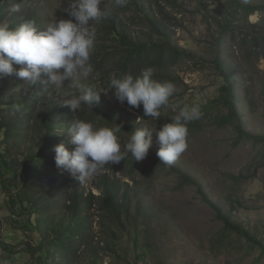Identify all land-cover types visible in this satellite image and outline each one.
Wrapping results in <instances>:
<instances>
[{
  "label": "rangeland",
  "instance_id": "1",
  "mask_svg": "<svg viewBox=\"0 0 264 264\" xmlns=\"http://www.w3.org/2000/svg\"><path fill=\"white\" fill-rule=\"evenodd\" d=\"M243 1L264 4V0ZM14 2L21 0H0V7L7 18L21 19L27 13L35 12L40 28L66 17L63 12L66 0H22L21 12L10 15L8 9ZM221 2L128 0L125 7L112 9L105 20L95 25L94 49L105 42L102 29L112 16L139 42H160L163 40L161 31H168L174 43L194 55V59H172L165 54L159 63L151 66L154 79L171 81L175 85L176 92L170 98V105H198L201 110L196 124L187 123V148L175 164L199 180L209 197L226 214L264 242V146L250 141L233 146V127L218 124L220 112L226 113V108L213 102L208 113L202 109L220 96L224 79L216 67V59L223 60L229 65L230 72H234L238 108L247 130L264 134V58L260 55V48L247 43L239 32L220 35L212 16L220 13ZM105 5L111 8L110 0H105ZM151 19L157 28L152 27ZM248 19L264 24V13L255 12ZM240 20L244 22L241 15ZM107 44L114 46V42ZM114 63V59L106 63L104 78L93 73L84 83L97 86L98 91H102L110 75L114 74ZM13 67L18 69L20 65ZM23 83L15 74L0 77V85L6 86L2 99L13 101L24 97L23 91L17 93L14 90ZM42 87L39 83L31 87V93H37L41 100L38 111L9 110L6 114V119H10L18 130L16 135L6 138L10 140V156L20 160L39 148L44 132L43 121L53 106L63 99L61 92L51 86L47 92H42ZM246 91L250 93V100ZM100 94L108 108L117 111L127 107L143 126L160 127L176 114L172 107H164L160 119L154 120L144 117L142 106L130 108L121 105L110 92L107 96L103 92ZM2 132L4 129L1 135ZM49 169L50 178L45 183L68 181L62 192L66 198L72 199L77 193L85 196L89 191L100 194L92 185L100 182L98 175L80 183L67 173L62 175L55 168ZM107 173L122 184L129 182L123 185L121 192L127 211L117 220L102 207L99 197H92L93 205L87 211L88 226L81 237L71 250L55 252L47 264H264V255L257 259L260 250L251 247L237 234L225 231L214 209L201 199L196 187L182 185L178 174L165 169L150 171L149 162L141 164L133 179L123 177L119 172ZM240 174L245 175L242 181L230 177ZM49 193L47 190L44 196ZM36 198V204L41 207L44 201L41 192ZM6 199V191L0 181V264H37L30 253H12L3 248V243L38 246L35 232L23 226L26 214L11 212ZM37 216L34 213L29 218L36 222Z\"/></svg>",
  "mask_w": 264,
  "mask_h": 264
},
{
  "label": "trees",
  "instance_id": "2",
  "mask_svg": "<svg viewBox=\"0 0 264 264\" xmlns=\"http://www.w3.org/2000/svg\"><path fill=\"white\" fill-rule=\"evenodd\" d=\"M221 1L220 13L212 16V20L220 29V35H235L236 32H239L247 43L260 48V55L264 58V24L259 21H249L248 19V16L255 12L264 13V4H249L243 0ZM240 15L244 17V22H241ZM5 18H7V14L0 7V19ZM7 19L11 20L13 27L24 20H33L40 27V20L35 12H29L21 19ZM151 22L152 27H158L153 19H151ZM102 32L105 42L93 50L90 62L94 66V73L101 74L103 78L106 63L113 59L115 60L114 74L117 76L129 73L133 75L139 74L141 69L159 63L165 54L172 59L180 57L194 59V55L191 52L172 41L171 33L168 31H161L163 40L160 42L142 43L137 41L124 27L120 26L114 17L110 16ZM108 42H114V46H109ZM250 54L253 55L254 52H250ZM13 66H16V64ZM216 67L220 70L221 77L224 79L220 87V96L212 100L211 104L202 106V109L208 113L213 102H218V104L226 108V113L220 112L218 124L220 126L231 125L233 127L235 132L233 146H238L247 141L252 142L254 145L264 146V134H255L248 131L243 121L238 108L234 72H230L229 65L220 59H216ZM92 88L98 91L97 86ZM5 89L6 86L1 84L0 132L3 129L4 132H2V135L0 133V181H2V187L6 191L8 208L11 212L26 214L27 219L23 226L34 231L38 240V246L36 247L29 244L14 246L3 243V248L8 252L30 253L37 264H47L48 258L54 256L55 252L71 250L72 245L77 242L88 226L87 211L93 205L92 197H99L102 207L108 209L119 220L123 212L127 211V205L121 198V192L123 185H128L129 182H123L122 184V181L110 177L107 172L111 171L114 174L119 172L123 177L133 179V174L136 173L141 164L149 162L150 171L165 169L170 173L178 174L182 185L195 186L201 199L214 209L216 218L223 223V229L244 238L251 244V247L258 248L260 255L257 259L264 255V242L241 223L234 221L226 214L223 208L209 197L199 180L183 172L175 163L168 167L159 162L156 155L158 145L155 140H153V145L149 148L147 156L142 161H136L129 153L128 157L121 160L119 164L106 165L101 173L98 174L100 182L92 184L100 191L99 195L89 191L85 196L84 193H77L72 199L64 197L62 192L68 186V181L63 180L61 183L48 182V185L45 182L50 178L49 168L56 169L54 146L64 143L70 151L75 147L68 143L69 137L67 133V128L74 119H85L98 126L115 127L120 125L122 129L121 133L118 134L120 136H127L129 131L143 126V123L140 120L137 121L134 114L127 107H121L117 111L108 108L101 94L100 102L94 104L93 109L84 107L74 114L67 106L62 105V101H59L53 106V110L49 112L43 121L44 132L39 148L36 152H31L20 160L18 157L10 156V140H6V138L13 137L18 130L10 119H6V114L9 110H16L17 105L22 106L21 110L23 111L36 112L41 106L39 104L41 100L37 93H31V88L24 97L13 101H4L2 94ZM249 96L250 93L246 91V97L250 100ZM123 105L127 106V103ZM171 118H168V122L171 121ZM197 121L199 120L188 123L194 125ZM230 177L235 181H242L245 175H230ZM47 190L50 193L45 197ZM39 192H41L44 200L41 207L36 204L38 201L36 195ZM239 203L242 205V202ZM27 204L31 206H26ZM31 208L32 210H30ZM33 209L35 210L33 211ZM34 213L38 214L36 222H32L29 218ZM60 214L62 215L60 216ZM58 216L59 218H57ZM56 220L57 223H53Z\"/></svg>",
  "mask_w": 264,
  "mask_h": 264
},
{
  "label": "clouds",
  "instance_id": "3",
  "mask_svg": "<svg viewBox=\"0 0 264 264\" xmlns=\"http://www.w3.org/2000/svg\"><path fill=\"white\" fill-rule=\"evenodd\" d=\"M66 0L63 12L66 17L53 20L40 28L33 20H24L13 27L11 20L0 19V77L11 76L23 80L15 92L28 94L33 85H42V92L49 87L61 92L62 105L74 114L82 108L93 109L100 102V93H111L121 105L143 108L144 117L159 120L161 109L172 107L176 114L160 127L141 126L129 131L122 139L120 125L98 126L85 119H74L67 128L68 143L75 147L70 151L64 143L54 146L55 167L60 174L83 183L98 175L109 164H119L131 154L142 161L149 148L158 145L156 155L160 163L171 167L187 148V123L198 120V105H170L176 92L171 81L154 79V69L146 67L139 74L123 76L112 74L102 91L84 83L94 73L90 62L96 41V28L112 9L123 8L128 0ZM104 5L101 7V5ZM21 2L9 7V14L20 13ZM20 65L18 69L13 65ZM46 77V78H45ZM63 90V91H62ZM22 106L17 105L16 111Z\"/></svg>",
  "mask_w": 264,
  "mask_h": 264
}]
</instances>
